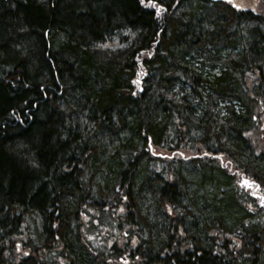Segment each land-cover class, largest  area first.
Segmentation results:
<instances>
[{"label":"trees","instance_id":"obj_1","mask_svg":"<svg viewBox=\"0 0 264 264\" xmlns=\"http://www.w3.org/2000/svg\"><path fill=\"white\" fill-rule=\"evenodd\" d=\"M239 2L0 0V264H264V0Z\"/></svg>","mask_w":264,"mask_h":264},{"label":"snow or ice","instance_id":"obj_2","mask_svg":"<svg viewBox=\"0 0 264 264\" xmlns=\"http://www.w3.org/2000/svg\"><path fill=\"white\" fill-rule=\"evenodd\" d=\"M229 3H231V0H228ZM140 3L143 4L144 3V0H140ZM149 3L151 4L152 3V0H149ZM159 8L156 9V12L157 14H159Z\"/></svg>","mask_w":264,"mask_h":264},{"label":"rangeland","instance_id":"obj_3","mask_svg":"<svg viewBox=\"0 0 264 264\" xmlns=\"http://www.w3.org/2000/svg\"><path fill=\"white\" fill-rule=\"evenodd\" d=\"M238 1H240V2H239V4H242V3H247V2H249V0H238Z\"/></svg>","mask_w":264,"mask_h":264},{"label":"bare ground","instance_id":"obj_4","mask_svg":"<svg viewBox=\"0 0 264 264\" xmlns=\"http://www.w3.org/2000/svg\"><path fill=\"white\" fill-rule=\"evenodd\" d=\"M174 72V71H173Z\"/></svg>","mask_w":264,"mask_h":264}]
</instances>
